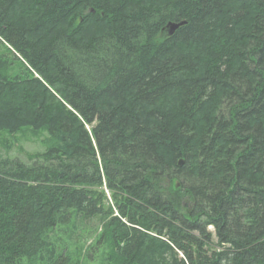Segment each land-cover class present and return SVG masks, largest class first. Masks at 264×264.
<instances>
[{"label": "trees", "instance_id": "16d2710c", "mask_svg": "<svg viewBox=\"0 0 264 264\" xmlns=\"http://www.w3.org/2000/svg\"><path fill=\"white\" fill-rule=\"evenodd\" d=\"M0 47L44 147L0 159V264H264V0H0Z\"/></svg>", "mask_w": 264, "mask_h": 264}, {"label": "rangeland", "instance_id": "374dc122", "mask_svg": "<svg viewBox=\"0 0 264 264\" xmlns=\"http://www.w3.org/2000/svg\"><path fill=\"white\" fill-rule=\"evenodd\" d=\"M1 52L8 54V56L13 59L18 67L19 60L16 56L22 60L20 55L12 54L3 47ZM11 49V48H10ZM36 77H39L36 74ZM43 139V136L41 137ZM41 138L38 135L33 133H19L16 135H10L4 133L0 135V159L1 158H19L20 160L31 163L30 156L33 154H39L44 151V147L41 143ZM209 230L214 234V229L209 228ZM214 240L217 241L216 236L214 235ZM89 245V243L87 244ZM89 264H98V262H90Z\"/></svg>", "mask_w": 264, "mask_h": 264}, {"label": "water", "instance_id": "95a60500", "mask_svg": "<svg viewBox=\"0 0 264 264\" xmlns=\"http://www.w3.org/2000/svg\"><path fill=\"white\" fill-rule=\"evenodd\" d=\"M186 24V22H181V23H173V22H170L164 29L162 32L166 31V35L168 36H173L176 31L184 26ZM182 164V162H180V165Z\"/></svg>", "mask_w": 264, "mask_h": 264}]
</instances>
